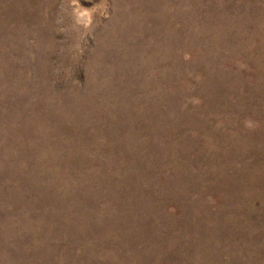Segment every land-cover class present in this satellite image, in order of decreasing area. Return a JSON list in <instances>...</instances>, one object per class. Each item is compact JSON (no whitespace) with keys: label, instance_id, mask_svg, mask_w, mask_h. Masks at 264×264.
<instances>
[{"label":"rangeland","instance_id":"374dc122","mask_svg":"<svg viewBox=\"0 0 264 264\" xmlns=\"http://www.w3.org/2000/svg\"><path fill=\"white\" fill-rule=\"evenodd\" d=\"M0 264H264V0H0Z\"/></svg>","mask_w":264,"mask_h":264}]
</instances>
